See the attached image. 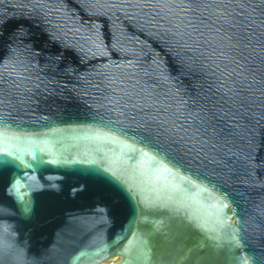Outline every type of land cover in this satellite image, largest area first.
<instances>
[{
  "label": "water",
  "instance_id": "obj_1",
  "mask_svg": "<svg viewBox=\"0 0 264 264\" xmlns=\"http://www.w3.org/2000/svg\"><path fill=\"white\" fill-rule=\"evenodd\" d=\"M0 264H264V0H0Z\"/></svg>",
  "mask_w": 264,
  "mask_h": 264
}]
</instances>
